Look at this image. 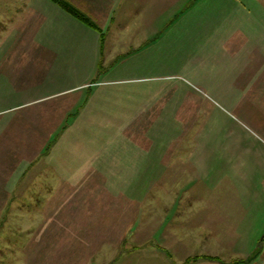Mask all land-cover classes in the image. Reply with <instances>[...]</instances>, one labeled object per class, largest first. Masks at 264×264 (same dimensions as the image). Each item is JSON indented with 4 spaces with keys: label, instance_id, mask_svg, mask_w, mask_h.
Segmentation results:
<instances>
[{
    "label": "rangeland",
    "instance_id": "1",
    "mask_svg": "<svg viewBox=\"0 0 264 264\" xmlns=\"http://www.w3.org/2000/svg\"><path fill=\"white\" fill-rule=\"evenodd\" d=\"M0 5V52L17 53L18 68L32 66L45 75L59 50L72 53L71 44L86 53L77 82L85 93L87 86L89 91L103 82L100 74L124 64L143 67L110 77L116 82L108 87L109 103L101 106L81 111L83 99L71 107L80 91L67 90L32 105L2 107L0 264H208L202 260L218 258L262 264L264 91L258 96L250 86L245 92L233 88L234 77L223 69L224 60L216 59L222 58L220 43L190 36L129 54L130 44H112V57L100 58L96 74L86 78L91 47L67 17L96 32L102 51L104 27L89 12V2L0 0ZM257 30L264 40V26L246 28L250 36ZM63 38L67 43H60ZM259 45L263 52L264 42ZM238 60L227 66L244 71V80L263 58L255 68ZM2 61L7 66L11 60ZM143 94L151 100L126 122L118 117L113 122L107 114L121 110L131 95ZM64 111L68 120L58 122ZM173 147L187 159L173 178L164 172L158 186L157 172L144 170L145 162L154 160L155 152L165 158ZM138 154L148 161L139 162ZM36 163L46 171L35 167L33 179L44 175L48 187L22 181ZM171 178L175 193L193 197L190 202H172ZM233 195L241 196L240 202ZM201 196L209 199L198 202ZM236 220L244 221L242 230L231 229ZM222 222L228 226L224 232Z\"/></svg>",
    "mask_w": 264,
    "mask_h": 264
},
{
    "label": "crops",
    "instance_id": "2",
    "mask_svg": "<svg viewBox=\"0 0 264 264\" xmlns=\"http://www.w3.org/2000/svg\"><path fill=\"white\" fill-rule=\"evenodd\" d=\"M84 2H89L91 5L90 13L100 21L104 29V41L103 50L100 51L99 48V36L96 32L87 30L80 23L72 18L67 17L68 21L71 23L74 30L81 32L85 37L82 43L88 42L89 47H91V55L94 58L86 72L85 77H93L96 74V69L98 66V60L100 58L112 57V52L110 48L112 44H122L123 48H127L126 44H130L128 47V54L131 52H139L142 49H146V46L152 45L153 43L168 42L169 43H180L182 41H187V37H200L204 42L210 44L220 43L222 46V58L216 57V59H223L222 67L227 75L234 77L232 79V86L236 91L244 90L245 86H250L253 95H258L264 91V50L259 44L264 42L257 38V33L254 36H250V31H246L248 27H263L264 21V0H83ZM2 5H0L1 7ZM96 12V13H94ZM105 12V14H101ZM3 10L0 9V16H2ZM66 15V14H65ZM104 15V17H103ZM2 20H0L1 22ZM82 30V31H80ZM182 40V41H181ZM67 40L63 38L60 43ZM44 42H50L49 38L44 37ZM70 43V42H69ZM107 44V48L104 44ZM147 44V45H146ZM258 44V45H257ZM68 45V44H66ZM126 46V47H125ZM73 48L72 53L67 49L59 50L57 55L52 58L57 59L56 62H51L48 70L40 73L38 70L32 66L27 68H18L16 65V55L17 53L8 51L4 56L0 52V112L3 111L2 107H7L14 109L17 107H23L30 105L31 103L43 102L45 99L56 98L57 94H65L67 92L80 91L79 99L71 104V107L80 103L85 99L84 105H82L81 111L85 110L86 107L91 105H103L109 103L108 98L110 95L111 88L110 83H115L114 79L110 77L121 74L125 75L128 72L136 71L137 69H142L143 67L138 63V66H129L124 64L123 69H116L114 71L100 74L103 77V82L95 87H90L88 91V86L85 89V93L82 91L80 83H77L83 74L82 63L83 57L86 53L79 52L73 45L70 44L68 48ZM75 48V49H74ZM210 52V46L208 48ZM145 50V52H146ZM207 52V51H206ZM127 54V55H128ZM126 54H124L125 57ZM128 57V56H127ZM263 58L260 64L258 59ZM3 59H9L8 65L4 66ZM238 59H247L249 64L252 65L251 68L255 70L251 73L252 78L245 77L244 80L241 75L244 71L240 72L234 69L231 65L227 66L230 60L234 63L240 64L241 61ZM69 60L75 61L73 64ZM226 60L228 62H226ZM226 62V63H225ZM72 64V65H71ZM260 72H262L260 74ZM238 75L240 79L236 76ZM232 77V78H233ZM127 78H124V80ZM129 80H132L131 78ZM243 80V81H242ZM261 80V82L259 81ZM108 83V84H107ZM125 83H123V87ZM80 86V87H78ZM105 89V90H102ZM257 91V92H256ZM245 92V91H242ZM250 92V91H249ZM248 92V93H249ZM140 93L138 92V95ZM157 94V91H156ZM145 96L132 95L127 99L125 103L122 104L121 110L117 108L114 111H107L109 116L113 117V122H126L135 113L142 109L148 101L151 99H146ZM153 96V95H151ZM82 104V103H81ZM32 105V104H31ZM124 105V107H123ZM113 109V108H112ZM81 113V112H80ZM122 117V118H121ZM121 118V119H120ZM67 113L63 112V115L58 122L66 121ZM67 133V132H66ZM65 133V134H66ZM99 153V152H98ZM103 154L97 155L98 157ZM139 155V154H138ZM156 156L154 160L150 159L148 165H146L145 160L147 158L139 155V162H145L144 170L156 171L155 180L156 185L161 186L164 181V172L171 171V177L174 176V169L181 163H184L187 158L179 157V150L173 147L171 152L168 153L165 158L162 156L163 152H155ZM165 155V154H164ZM170 157H169V156ZM90 154L89 157H91ZM137 158V156L135 157ZM101 161V157L99 158ZM99 159L97 160L99 164ZM148 161V160H147ZM181 161V163H180ZM42 171H46L45 165L40 163L32 164L28 168L29 172L22 181H25L28 185L31 180L36 181V184H42V186H49V182H45V176H40L39 179H33L34 168L39 167ZM48 169V168H47ZM143 170V171H144ZM53 171H56L55 167ZM49 176V175H48ZM171 178V193L172 202L178 204L181 200H186V202L191 201V196L180 194L174 190L173 179ZM20 186V185H19ZM16 193V190H15ZM34 193V192H33ZM34 196V194H33ZM198 202H205L209 199V196L197 197ZM235 202H240L241 196H230ZM177 206V205H176ZM238 210H242V206L237 205ZM241 214H243L241 212ZM245 221V219H244ZM243 222L240 221L239 224L237 220L234 221L232 228L243 227ZM224 225V226H223ZM224 228H228L226 223L222 222V232ZM232 232V230H231ZM235 233V232H234ZM241 233V232H240ZM198 260H195L196 263ZM201 261V260H200ZM208 262V264H239L235 263L234 260H223V259H206L202 260ZM242 261V260H241ZM259 260H257L258 262ZM248 262L242 261L240 264H246ZM260 263L264 264V260H260ZM179 264V262H175Z\"/></svg>",
    "mask_w": 264,
    "mask_h": 264
},
{
    "label": "trees",
    "instance_id": "3",
    "mask_svg": "<svg viewBox=\"0 0 264 264\" xmlns=\"http://www.w3.org/2000/svg\"><path fill=\"white\" fill-rule=\"evenodd\" d=\"M73 11V10H72ZM74 14H75V11H74ZM77 15V14H76ZM238 260H235L234 262H237Z\"/></svg>",
    "mask_w": 264,
    "mask_h": 264
}]
</instances>
